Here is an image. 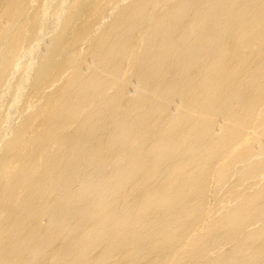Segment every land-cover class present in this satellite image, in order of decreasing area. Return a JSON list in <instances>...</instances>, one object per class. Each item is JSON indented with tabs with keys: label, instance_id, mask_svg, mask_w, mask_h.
Masks as SVG:
<instances>
[{
	"label": "bare ground",
	"instance_id": "bare-ground-1",
	"mask_svg": "<svg viewBox=\"0 0 264 264\" xmlns=\"http://www.w3.org/2000/svg\"><path fill=\"white\" fill-rule=\"evenodd\" d=\"M6 127L0 264H264V0H0Z\"/></svg>",
	"mask_w": 264,
	"mask_h": 264
},
{
	"label": "rangeland",
	"instance_id": "rangeland-1",
	"mask_svg": "<svg viewBox=\"0 0 264 264\" xmlns=\"http://www.w3.org/2000/svg\"><path fill=\"white\" fill-rule=\"evenodd\" d=\"M41 43H42V42H41ZM24 58H25V57H24ZM25 59H26V58H25ZM6 100H7V102L9 103L8 98H7ZM6 100L4 101V102H5V106H4V107H7V105H8V103L6 102ZM4 102H3V103H4ZM6 103H7V105H6ZM15 118L18 120L17 117H15ZM16 119H15V121H16ZM13 122H14V120H13ZM16 122H18V121H16ZM3 129H4V130H3ZM3 129H2L3 132L1 131L0 134H1V133H4V134H5V132H7V130H8L7 127H6V129H5V128H3Z\"/></svg>",
	"mask_w": 264,
	"mask_h": 264
}]
</instances>
